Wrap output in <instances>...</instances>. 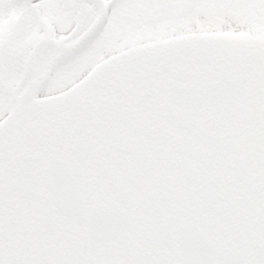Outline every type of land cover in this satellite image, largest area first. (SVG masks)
Returning a JSON list of instances; mask_svg holds the SVG:
<instances>
[{
  "label": "snow or ice",
  "instance_id": "6c2138e0",
  "mask_svg": "<svg viewBox=\"0 0 264 264\" xmlns=\"http://www.w3.org/2000/svg\"><path fill=\"white\" fill-rule=\"evenodd\" d=\"M0 264H264V0H0Z\"/></svg>",
  "mask_w": 264,
  "mask_h": 264
}]
</instances>
